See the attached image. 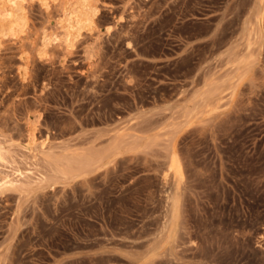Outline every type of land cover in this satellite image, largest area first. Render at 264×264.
<instances>
[{"label":"rangeland","instance_id":"374dc122","mask_svg":"<svg viewBox=\"0 0 264 264\" xmlns=\"http://www.w3.org/2000/svg\"><path fill=\"white\" fill-rule=\"evenodd\" d=\"M91 1L93 32L70 52L38 54L47 15L35 0L27 29L0 38V133L25 143L32 124L56 153L105 133L141 144L21 201L0 196V264H264V11L252 17L255 0ZM172 151L182 174L168 234Z\"/></svg>","mask_w":264,"mask_h":264},{"label":"bare ground","instance_id":"6f19581e","mask_svg":"<svg viewBox=\"0 0 264 264\" xmlns=\"http://www.w3.org/2000/svg\"><path fill=\"white\" fill-rule=\"evenodd\" d=\"M29 1L30 0H0V38L10 36L14 39L13 37L16 36L15 32L17 34L19 31L23 32L26 28L25 24L27 25L26 18H28L26 17L27 13L25 14V6L29 4ZM35 1L47 15V25L40 33L39 55L48 54V52L53 49L62 51L61 53H63V51L66 52L69 49L71 51L72 47L76 45L74 44L75 41L80 38L83 32L92 34V29H94L92 28L93 20L98 12V8L93 1ZM263 11L264 0H255V8L252 17L258 20L260 12ZM255 24H257L256 21ZM257 27V25L255 27L254 21L250 23L248 29L250 30V33L248 34L250 41L257 42L259 40ZM10 37L7 38L11 39ZM208 94L211 93L208 92ZM205 98L206 97H204V99ZM199 103L201 105L204 104L203 99H201ZM194 109L195 108L193 107V110ZM196 109H198V106ZM26 133L25 143H19L16 145L12 144L10 140L6 139L5 136L0 133V196L12 193L15 194L17 200H19L29 192L33 185L46 186L48 183H52L57 179L68 181V179L75 178L76 176L87 174L96 168L111 163L115 155L123 151L122 149L129 143L124 139L125 136H123L122 133H114L112 135L105 133L95 138L87 148L75 149L71 148V146L65 148L61 147L63 149L56 153L52 150V145L48 143L47 138L42 140L37 139L34 125L27 124ZM128 138L133 139L132 135H129ZM138 140L139 138L133 139L130 143L135 144L137 147V144H141ZM147 146L148 145H146V147ZM136 147L134 148L136 149ZM15 148H20V150L23 151V154L20 155V157L17 156ZM168 157V164L166 165L168 175L166 174L164 176V180H166V176H169L174 183L175 191H171V194L166 197L165 216H167V219H165L166 222L163 225V229H166L168 234H171V228L174 225L175 219H177L178 189L182 173L179 160L173 151ZM26 159L30 161L29 166L27 163L28 167L21 169L18 161ZM13 224H9L11 227L9 226L8 230L14 229L12 226ZM7 235L9 236V234ZM0 261L1 263L4 262L2 260Z\"/></svg>","mask_w":264,"mask_h":264}]
</instances>
